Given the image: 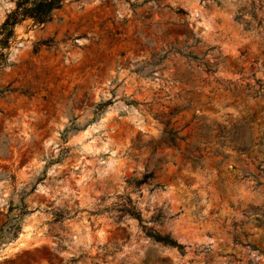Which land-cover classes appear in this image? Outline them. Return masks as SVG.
<instances>
[{"label": "rangeland", "instance_id": "1", "mask_svg": "<svg viewBox=\"0 0 264 264\" xmlns=\"http://www.w3.org/2000/svg\"><path fill=\"white\" fill-rule=\"evenodd\" d=\"M14 34L0 264H264V0H65Z\"/></svg>", "mask_w": 264, "mask_h": 264}, {"label": "trees", "instance_id": "2", "mask_svg": "<svg viewBox=\"0 0 264 264\" xmlns=\"http://www.w3.org/2000/svg\"><path fill=\"white\" fill-rule=\"evenodd\" d=\"M65 4V0H16L14 9L7 15L4 22L0 25V70L10 66L8 63L9 49L15 41L14 29L15 27L22 23L25 20H31L34 25L44 26L48 24L54 15L55 12L61 10ZM39 46H47V44H39ZM15 92L14 89L9 87L0 88V98H4L7 94ZM251 121L242 119L236 121L234 124L229 122L231 125L230 130L221 142V147L223 148H232L239 155H248L254 147L258 150L263 148L262 142H257L256 138H253L251 133V140L247 142L243 134V130L248 128L252 130ZM182 138L177 136L175 132V138L172 137L166 145L177 146V142L181 141ZM208 144V143H206ZM192 151L189 152V159L194 165L202 166L203 161V151L204 148L199 147L198 145L191 146ZM243 177H248L243 173ZM142 183V182H141ZM21 219V215H18L14 220H8L0 230V236H3V229L8 225L12 224L13 221V231L17 232L19 229L18 223ZM149 237L154 242L162 244L164 246H169L178 249L179 251L183 250V247L177 244L169 235H161L159 233H150Z\"/></svg>", "mask_w": 264, "mask_h": 264}]
</instances>
